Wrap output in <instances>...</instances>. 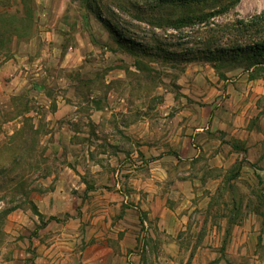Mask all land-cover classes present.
Instances as JSON below:
<instances>
[{"label": "rangeland", "instance_id": "1", "mask_svg": "<svg viewBox=\"0 0 264 264\" xmlns=\"http://www.w3.org/2000/svg\"><path fill=\"white\" fill-rule=\"evenodd\" d=\"M261 1L250 0L242 12L239 0H0V54L10 58L16 52L25 60L29 55L24 58L23 54L28 52L49 72L46 76L37 65L36 72L25 74L33 81L31 87L20 79L23 74L18 82L8 76L6 89L0 91V264L18 255V248L31 253L29 237L42 230L48 219L38 215L39 223L33 227L17 208L34 213L31 194L47 189L42 181L55 179L58 173L71 176L69 170L59 172L64 164L86 180V190L95 188L88 181L97 179L103 193L120 191L129 196V168L154 158L140 152L141 138L145 136L143 144L151 146L161 135L163 148L171 151L167 132L161 134L167 126L156 120L147 130L139 124L144 118L141 112L147 111V118L153 119L167 112L171 99L190 98L186 84L198 86L204 76L225 86L226 79L235 81L237 74L248 69L252 57L248 49L240 55L226 49L238 41H259L264 32L228 31L237 27L238 19L256 14L250 5ZM251 67L264 75V66ZM70 85L77 89L74 100L80 105L75 110L77 120L71 123L74 132L60 139L46 137L56 125L49 128L51 120H47L56 101L73 98L67 92ZM195 87L192 94L202 100ZM224 90L216 100H223ZM98 91L110 95V102L104 120L94 124L83 116L88 111L83 102ZM260 101L264 107V97ZM133 129L144 135L136 138ZM259 154L264 160V152L254 157ZM246 155L241 152L227 171L217 167L214 173H223L225 183L243 179L252 196L235 184L230 189L225 185L215 192L211 205L196 203L177 240L147 220L139 232V244L127 253L129 264H238L240 257L264 258L263 186L250 185L249 177L241 172ZM92 164L103 169L92 168ZM254 176L260 179L264 172L254 171ZM115 177L118 186L111 182ZM126 200L129 203V197ZM74 203L67 201L65 206ZM60 219L68 218L63 214ZM86 224L80 221L76 224L80 234L69 235L70 248L75 251L93 242V236L84 238ZM236 224L249 229L238 234ZM55 226L52 221L51 230ZM258 228L261 234H256ZM72 261L67 264H75Z\"/></svg>", "mask_w": 264, "mask_h": 264}, {"label": "crops", "instance_id": "2", "mask_svg": "<svg viewBox=\"0 0 264 264\" xmlns=\"http://www.w3.org/2000/svg\"><path fill=\"white\" fill-rule=\"evenodd\" d=\"M247 2L250 0H239L238 7L242 12ZM250 8L259 13L264 9V0L259 2V5L257 2L252 3ZM26 53L23 57L29 56L25 60L19 59L16 52L10 58L0 54V91L6 89L7 77L11 75L13 77L11 76L10 80L17 81L23 74L24 77L20 79H25L29 86H32L33 81L30 76L26 79L25 74L36 72L38 64ZM38 66V69H41L43 64ZM41 71L45 75L49 74L45 68ZM231 72L234 73L236 70L228 71L226 74ZM201 79L204 80L198 86L192 82L186 84L190 98H184L182 101L171 99L169 101L171 105L168 103L166 105L169 106L166 113L149 119L146 116L147 111L141 112V117L144 118L139 120V124L147 130L156 123V120L158 125L167 126L161 129V134L167 132L171 151L163 148V143L160 142L161 135H157V143L147 146L143 144L145 136L140 135L142 133L139 129L131 131L136 138L138 135L143 136L140 140L142 143V147H139L140 152L152 154L154 158L138 168H129V196L121 194L120 191L103 193V188H98L101 181L97 179L88 181L95 188L86 190V180L82 179L71 166L64 164L59 172L67 173L69 170L72 172L71 176L69 173L66 177L58 173L57 178L42 181L47 189L39 194H31V200L41 217L45 221L48 219L40 228L42 230L38 229L36 234L30 235L31 253L23 247L18 248V255L13 259L4 260L2 264H67V260L71 258L75 264H129L127 253L129 249L139 244V232L147 220H151L165 234L175 236L173 239L177 240L176 235L186 228L190 210L195 208L196 203L211 205L215 192L221 188L225 189V185L230 189L233 187L231 184H235L247 195L252 196L249 185L243 179L232 178L225 183L223 173H214L217 167L219 170L227 171L241 152L247 154L240 165L241 172L249 177L250 185L263 186L264 201V177L254 178V171L260 175L264 172L262 154L254 157L258 152H264V149L261 151L264 144V107L260 104L264 97V75L256 73V68L251 67L237 74L235 81L226 79L225 86L223 82L218 83L204 76ZM194 87L199 90L202 100L192 94ZM69 88L67 92L71 91L69 97L73 98L68 100L63 97L57 100L55 110L49 112L50 116L47 117V120H51L49 128L55 123L56 125L45 134L46 137L60 139L69 131L74 132L71 123L77 120L75 110L80 105L77 99L74 100L77 89L72 85ZM221 89L222 91L225 89V95L223 94V100L219 101L215 97L222 93ZM89 96L90 98L83 102L88 108L83 116L87 120L91 119L94 124L102 122L110 95L105 97L98 91ZM162 102L159 100L157 104L161 105ZM141 132H144L143 129ZM220 133L222 138L217 137ZM1 135L4 137L3 133ZM149 135H154L152 130ZM201 156H205L206 161L202 160ZM170 157L175 158L174 162L165 161ZM91 167L103 169L99 164H92ZM111 182L118 186L119 181L116 177ZM80 185L81 189L77 191L72 189L73 186L76 188ZM128 197L129 203H126ZM72 200L75 203L67 208L65 202L73 203ZM17 210L29 219L33 227L36 226L35 223H39L38 214L23 208ZM63 214L67 215L68 219L60 221ZM52 221L56 224L53 229L56 234L51 230ZM80 221L87 223L84 238L88 240L93 236V242L91 239V244L84 246L81 252L70 248L68 240L71 233L80 234L77 227ZM235 227L238 234L246 232V228L249 229L246 224L242 226L236 224ZM57 230L60 232L57 233ZM260 230L256 229V234H261ZM262 232L264 237V231ZM20 244L22 246V243ZM27 256L31 259H27ZM238 264H264V258L258 255L255 258L240 257Z\"/></svg>", "mask_w": 264, "mask_h": 264}, {"label": "trees", "instance_id": "3", "mask_svg": "<svg viewBox=\"0 0 264 264\" xmlns=\"http://www.w3.org/2000/svg\"><path fill=\"white\" fill-rule=\"evenodd\" d=\"M249 18L244 20L238 19L236 23L237 27H235V29L229 30L228 32L235 31L238 33H246L250 30H252L256 34L264 32V9L259 13L252 15ZM247 49L249 50L248 54H251L252 56L251 61L247 67L249 68L250 66H258V65L264 66V38H261L259 41L258 40L254 41L252 44H246V43L241 44L240 41H238V43H234L232 47L227 48L226 50L233 51L235 52L236 55H240V54H244L245 50ZM221 51H224V49H221ZM32 210L35 214L40 215L35 205H32ZM50 218H54V217H50Z\"/></svg>", "mask_w": 264, "mask_h": 264}]
</instances>
